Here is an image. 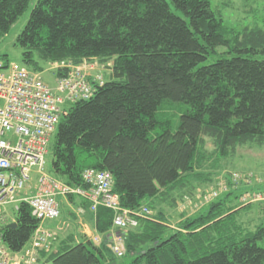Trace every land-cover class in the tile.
Returning a JSON list of instances; mask_svg holds the SVG:
<instances>
[{
  "label": "trees",
  "instance_id": "16d2710c",
  "mask_svg": "<svg viewBox=\"0 0 264 264\" xmlns=\"http://www.w3.org/2000/svg\"><path fill=\"white\" fill-rule=\"evenodd\" d=\"M30 3L0 0V38ZM16 44L21 64L36 73L48 64L84 62L110 70L91 99L62 117L51 172L77 187H85L86 169L109 172L123 208L155 211L138 227L119 230L129 264H264V221L243 232L237 216L252 207L229 205L232 193L177 231L157 208L185 189L206 138L222 157L238 147L264 148V60L253 58L264 54L263 28L230 31L212 0H38ZM164 101L190 106L176 131L157 120ZM96 216L104 246L89 241L41 252L39 264H120L109 234L114 212L100 206ZM15 222L1 232L8 250L20 253L40 222L25 202Z\"/></svg>",
  "mask_w": 264,
  "mask_h": 264
},
{
  "label": "built area",
  "instance_id": "2783aa9c",
  "mask_svg": "<svg viewBox=\"0 0 264 264\" xmlns=\"http://www.w3.org/2000/svg\"><path fill=\"white\" fill-rule=\"evenodd\" d=\"M55 66L67 72L57 76L52 88L40 73L23 64L0 63V264H39L41 252L51 251L57 235L45 229L43 223L60 217V197L82 198L94 212L100 206L112 210L114 228L120 231L136 228L140 218L153 215L148 207L136 212L123 208L113 192L114 181L109 172L86 169L82 174L85 187L68 185L47 172L49 146L62 117L70 106L91 99L95 88L104 84L101 77L92 78L91 66L86 62ZM34 173L35 191L28 194ZM253 201H258V197ZM23 202L30 206L40 226L23 251L12 253L3 242L1 229L12 223L6 222L8 206H12L15 216ZM111 247L118 258L126 255L122 236L114 235Z\"/></svg>",
  "mask_w": 264,
  "mask_h": 264
},
{
  "label": "rangeland",
  "instance_id": "374dc122",
  "mask_svg": "<svg viewBox=\"0 0 264 264\" xmlns=\"http://www.w3.org/2000/svg\"><path fill=\"white\" fill-rule=\"evenodd\" d=\"M37 2L38 0H31L28 10L13 25L9 33L0 38V63L23 62L22 49L16 44L17 38L28 24ZM212 5L213 9L222 15L225 26L230 31L241 32L247 27L255 26L264 29V0H212ZM172 9L174 10L173 6ZM221 50L219 49V52ZM253 58L264 60V54L259 53ZM214 60L216 58L210 61ZM53 66L54 64L44 65L41 72L44 82L52 88L56 86L57 73L60 70ZM98 72L103 82L108 80L110 72L108 68L100 67ZM189 109L190 106L185 103L164 101L158 111L157 120L170 121L171 129L176 131L181 116ZM161 132V128H158L151 132V137H156ZM53 143L54 139L47 156L46 170L49 173ZM200 156V165L195 174L188 178L185 189H179L171 199L157 204V208L164 213L169 228L177 231L184 220L207 213L213 203L225 201L229 193H232V196L229 197L228 204L232 207H252L249 210H240L237 216L242 231L246 233L259 226L264 221V148L238 147L232 155L222 157L214 141L206 138ZM35 176H32L33 181ZM254 197H258V201H253ZM12 210V206H8L9 215L6 217L8 223L15 219ZM152 213L153 217L155 211ZM131 260L132 258L126 256L120 259V264H129Z\"/></svg>",
  "mask_w": 264,
  "mask_h": 264
},
{
  "label": "crops",
  "instance_id": "0c3cea01",
  "mask_svg": "<svg viewBox=\"0 0 264 264\" xmlns=\"http://www.w3.org/2000/svg\"><path fill=\"white\" fill-rule=\"evenodd\" d=\"M86 63L91 66L89 68V74L92 76V78L101 77L98 76V71L99 68L103 66L100 65L99 67V64L97 62ZM109 75L110 72L108 74V77ZM49 174L52 175V172H50ZM33 175H36V173H34ZM36 183L37 175L35 176V180L33 181L32 177V181L29 183V186L27 188L28 194L34 193ZM59 204L60 217L56 220L43 223V227L45 229L57 235V241L53 244L51 251L47 253H53L59 249H63L64 247L74 244L87 243L89 241H91L98 247H102L105 245L106 235L100 234L97 231L96 212L92 211L91 208L88 207L89 204L87 205L82 198L78 197H60ZM119 232L120 231H117L116 228H112L109 234L114 238V235H119ZM113 238L112 240H110L111 243L113 241ZM40 260V263L45 261L44 258H41Z\"/></svg>",
  "mask_w": 264,
  "mask_h": 264
},
{
  "label": "water",
  "instance_id": "95a60500",
  "mask_svg": "<svg viewBox=\"0 0 264 264\" xmlns=\"http://www.w3.org/2000/svg\"><path fill=\"white\" fill-rule=\"evenodd\" d=\"M17 226V223H12L9 225V228H15Z\"/></svg>",
  "mask_w": 264,
  "mask_h": 264
},
{
  "label": "bare ground",
  "instance_id": "6f19581e",
  "mask_svg": "<svg viewBox=\"0 0 264 264\" xmlns=\"http://www.w3.org/2000/svg\"><path fill=\"white\" fill-rule=\"evenodd\" d=\"M36 232H37V230L35 231L34 235L36 234ZM34 235H33V236H34Z\"/></svg>",
  "mask_w": 264,
  "mask_h": 264
}]
</instances>
